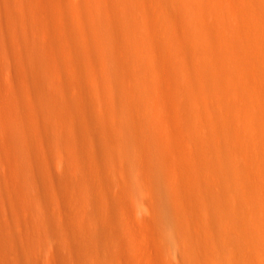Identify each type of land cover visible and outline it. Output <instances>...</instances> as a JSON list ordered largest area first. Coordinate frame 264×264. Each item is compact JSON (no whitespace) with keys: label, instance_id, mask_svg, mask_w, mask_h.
I'll list each match as a JSON object with an SVG mask.
<instances>
[{"label":"bare ground","instance_id":"obj_1","mask_svg":"<svg viewBox=\"0 0 264 264\" xmlns=\"http://www.w3.org/2000/svg\"><path fill=\"white\" fill-rule=\"evenodd\" d=\"M22 7L31 9L27 2L22 3ZM26 10L22 9L21 12ZM59 12L72 14L80 25L73 36L83 33L88 38L82 42L90 56L89 68H84L89 74L84 85L94 93L100 109V115L91 113L89 121L98 134L109 136L116 143V147L105 149L101 156L113 158V163L109 165L111 170L108 171L117 168L112 173H118L113 174L116 176L115 183L125 199L116 201L117 204L125 203L127 214L124 216L122 211L120 218L118 214H112L109 219L119 225H127L125 221L135 225V220L130 222L133 217L144 219L146 214L142 215L140 206L147 205L152 196L148 200V197L140 195L139 189L142 182L145 184L144 181L148 183L151 180L147 182L141 178L142 172H139L138 166L141 168L144 164L141 166L137 163L142 158L139 157L141 151L139 154L137 143L142 141V134L150 138L154 136L159 145L165 144L167 147H164V150L168 149L165 150L166 157L169 151L187 150L188 154L184 152L188 156H184L186 160L195 169L203 167L206 178L210 180L201 179L211 184L208 191L212 189V193L207 198L211 200L212 207L200 210L196 204V214L187 212L190 214L188 227L191 224L198 227L193 220L198 217L211 220L206 226V234L202 229L208 243L200 263L264 264V0H74ZM105 22H110V26ZM45 38L47 40L37 39V51L56 45L49 41V33ZM15 70L12 69V78ZM39 71L42 82H45L47 67L42 65ZM70 101L67 95H63L59 107L47 104L44 133L48 136L47 152L52 166L60 168L66 175L72 172L82 185V192L78 195L67 183L69 179H65L59 198L65 218L75 219L81 215V203L96 208L97 202L85 197V192L94 190L90 176L93 170L77 161L87 154V150L78 144L83 138L78 124H83V116L78 118V114L75 115L72 107L78 105ZM77 108L75 110L80 111ZM146 139L143 142L148 143ZM157 148L151 150L158 151ZM162 151L161 155H164ZM173 153L170 155L180 158V161L185 159ZM156 157H151L152 161ZM165 159L171 165L175 162L173 166L179 161H174L173 157ZM155 160L157 164H152L154 173L157 172L156 165H160L159 159ZM187 161L184 164L188 166L191 163ZM149 164L150 161L146 166L149 167ZM166 164L162 166V171L166 170ZM169 167L174 171L175 167ZM177 167L180 168L179 164ZM168 173L166 176L171 177ZM160 174L156 173L155 176ZM177 175L176 178L180 174ZM191 175L190 179L194 174ZM147 176L150 178V175ZM161 176L164 183L169 179L174 181V177L164 180L167 178L164 172ZM140 178L142 181L138 182ZM227 178L231 184L223 185L222 180ZM185 179L186 184L190 185L187 182L190 179ZM137 182L141 183L140 188ZM169 184L167 182V187ZM197 184L196 187L199 186ZM173 186L171 189L175 192ZM146 189L151 191L149 186ZM216 190L230 196H217ZM150 201L153 202L152 199ZM154 205L157 206V203ZM154 207L151 208L154 210ZM22 215L29 218L32 212L25 208ZM180 225L173 224L182 231ZM84 227L96 237L105 238L96 227L92 226L91 229L90 224ZM52 230L51 238L58 234L57 228ZM135 231L138 234L137 229ZM135 231L131 232L134 234ZM134 239L137 241V236ZM185 239L189 237L185 236ZM135 241H132V251L127 253L133 261L141 256H137ZM57 242L51 240L48 244L43 241L41 251H36L38 254L49 252L58 258ZM67 243L68 238L62 233L61 244ZM80 244L83 254L89 255V258L63 253L62 260L69 259L73 264H106L107 250L104 247L86 242ZM53 262L51 264H55Z\"/></svg>","mask_w":264,"mask_h":264},{"label":"rangeland","instance_id":"obj_2","mask_svg":"<svg viewBox=\"0 0 264 264\" xmlns=\"http://www.w3.org/2000/svg\"><path fill=\"white\" fill-rule=\"evenodd\" d=\"M72 1L74 0H0V264H51L55 259L58 264H73L69 259L62 260V255L63 253L67 256L73 254L79 258H89V255L83 254L82 245L80 244L82 242L104 247L107 250L105 252L106 264H135L136 261V264H202L200 261L204 255V248L208 243L205 229L211 223V220L208 217H198L193 219L198 227H194L192 224L188 227L187 222L189 221L187 218L190 214H187V212L196 214L194 207L196 204L200 210L202 208L204 210L210 209L212 205L211 200L208 198L212 193V189L211 192L208 191L211 184L207 182L210 180L206 178V171L203 167L195 169L189 160L191 164H188V166L184 164L188 158V151H184L183 148L174 150V153L177 151L179 154L182 153V155H179L178 152L175 154L176 157L177 155L179 157L183 156L181 159H185L182 161H180V158L177 157V159L170 155L173 153L170 151L166 157L165 153L167 151L165 152V150L168 149L164 150L165 144H162V147L161 144L159 145L156 142L158 139H153L154 136L150 138L140 132L143 139L139 143L146 138L149 140L146 139L148 143L144 141L145 143L143 142L142 145L137 143L139 148H137L139 151L137 152L140 154L141 151L139 157H142L139 158L140 162L137 161V163L139 165L143 163L144 167H136L139 172H142L141 178L143 181L144 179L147 182L151 181L148 182L150 185L146 181H144L145 184L142 182L140 188L141 183L138 182L142 180L141 178L137 179V187L141 189H139L141 196L148 197V200L152 196L153 204L150 199L147 205L140 206L142 215L143 213L146 214L144 216L146 220L133 217L130 222L135 220L133 222V224L136 223L135 225H131L132 223L129 224L127 221H125L127 225L122 222L123 225H119L109 219L112 214H118L120 218L122 211H124L122 213L124 216L127 214L125 212L126 205H123L125 203L117 204L119 198L125 199L119 186L115 183L114 178L116 176L114 175L118 173H112L113 170L117 171V168L108 171L111 170L109 165L113 163V158L101 156L105 149L116 147V143L112 142L108 138L109 136L98 134L89 121L91 113L100 115V109L96 96L84 85L89 76L84 68H89L90 56L85 44L82 42H85L88 38L86 39L83 33L73 36L80 25L72 17V14L66 15L59 12L63 6ZM25 2L30 4L31 9L22 7V3L25 4ZM22 9H27V12H21ZM105 25L110 26V22H105ZM46 33H49V41L56 45H51L50 49L41 48V51H37L39 50L35 49L37 39L42 38L45 40ZM42 65L47 67L45 82H42V74L39 71ZM13 68H16V70L12 78ZM63 95H67V99L72 102L71 104L78 105L73 107L71 105L72 110L76 113L75 115L78 114V118L83 116L81 118L83 124L78 123L83 138L78 141V144L87 150V154L79 157L77 161L92 168L93 171H89L90 167H88V171H92V174L89 173L91 174L92 184L97 186H91L94 190L85 192V197L96 200V208L81 203L79 207L81 215L75 219L65 218V215L62 214L61 208L63 207L59 203V198L65 179H69L67 183L78 192V195L82 192V185L72 172L69 171L66 175L60 168L52 166L47 152L48 136L44 133L46 129L45 117L47 116L46 106L47 104H53L59 107ZM77 107L80 108V111L75 110ZM84 122L86 123L84 124ZM152 145L154 148H150L153 147ZM156 148L158 151L151 150ZM160 150H163L164 155H161ZM144 152L148 156L144 155ZM184 152H187V154ZM185 155L187 158L184 157ZM151 157L152 159L153 157L159 159L158 163L160 165H156L157 170L155 168L158 175L160 172L162 174L164 172L166 176L170 171L168 175L171 174V177L168 176L169 178L173 179L174 177V181L177 178L180 180L177 179L178 181H175L173 186L174 181L171 182L166 176L167 178L164 180H168V184L169 182L172 184L167 187V182H162V174H160V177L155 176V171L152 172L153 165L157 164L154 161L157 160L154 158L152 161ZM168 157H173L174 161L179 160L180 163L179 161L177 163L180 168L177 167L178 164L173 166L175 162L171 165V162L165 159ZM163 158L166 162L168 161L171 168L177 167V169L174 168V171L173 168L169 169L168 163H164ZM146 160L148 163L150 161V166L153 164L152 168L146 166L148 165ZM170 160L173 161V159ZM162 161L166 164L165 171L161 170L164 165L161 163ZM181 162H183V165ZM179 169L182 170L179 171ZM172 173L174 176H172ZM190 174L195 175H193L195 178L191 175L193 181L189 177ZM147 175H150V178ZM153 177L156 178L152 179ZM157 177L161 181H158ZM184 178L190 179L187 181L190 185L186 184ZM202 178L207 179V181L205 179L206 183L201 180ZM197 179L201 182L199 183ZM180 181L185 183H180ZM228 181V178L223 179L222 184L230 185L231 180ZM196 184L200 188L196 187ZM183 185L186 187H183ZM207 185L208 188H206ZM101 186H103V189ZM148 186L151 191H146ZM172 186L175 192L172 191ZM178 186L185 191H181ZM219 191H215L217 196L226 198L230 196L224 191H220V195L218 194ZM147 192L149 193L147 194ZM156 203L157 206L154 205ZM143 206L145 207L143 208ZM152 206H155L154 210L151 208ZM25 208L31 210V217L26 218L22 215ZM185 217L186 219H184ZM37 218L41 220L39 221ZM173 222L181 224L182 231L175 228ZM86 224H90L91 229L96 227L105 235V238L96 237L90 232V229L84 227ZM128 224L131 226H128ZM185 226H187L186 229ZM54 227L57 228L58 234L51 238ZM203 228L205 234H203ZM130 229L131 231L137 229L138 234L136 231V234H133ZM62 233L68 238L66 245L61 244ZM134 236H137V241H135ZM141 236H143V239ZM185 236H188L189 239H185ZM145 237H147L146 241ZM152 239H155V243ZM51 240L58 241L56 249L59 259L49 252L44 253V250L43 253L39 254L36 251H41L40 247L43 241L49 244ZM142 240L146 242L145 244L150 241L146 246ZM132 241L137 243V256H143V258L141 256L140 258L135 257L137 260H134L136 261L127 256V253L132 251ZM48 257L50 260H48ZM162 259H167V261L165 260L167 263L163 262ZM55 261L53 263L57 264Z\"/></svg>","mask_w":264,"mask_h":264}]
</instances>
